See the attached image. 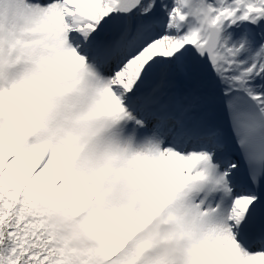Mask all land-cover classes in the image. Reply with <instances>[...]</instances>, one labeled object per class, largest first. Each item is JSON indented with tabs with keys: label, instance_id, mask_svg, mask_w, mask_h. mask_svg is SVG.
I'll return each instance as SVG.
<instances>
[{
	"label": "snow or ice",
	"instance_id": "1",
	"mask_svg": "<svg viewBox=\"0 0 264 264\" xmlns=\"http://www.w3.org/2000/svg\"><path fill=\"white\" fill-rule=\"evenodd\" d=\"M0 264H264V0H0Z\"/></svg>",
	"mask_w": 264,
	"mask_h": 264
}]
</instances>
